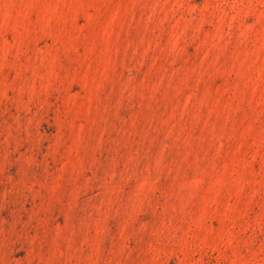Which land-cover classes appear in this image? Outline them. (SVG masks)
Returning <instances> with one entry per match:
<instances>
[{"label": "rangeland", "instance_id": "374dc122", "mask_svg": "<svg viewBox=\"0 0 264 264\" xmlns=\"http://www.w3.org/2000/svg\"><path fill=\"white\" fill-rule=\"evenodd\" d=\"M0 264H264V0H0Z\"/></svg>", "mask_w": 264, "mask_h": 264}]
</instances>
